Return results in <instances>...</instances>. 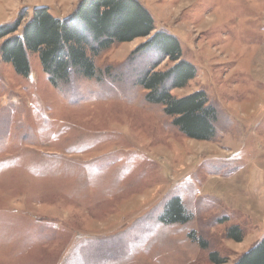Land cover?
<instances>
[{"label": "rangeland", "instance_id": "374dc122", "mask_svg": "<svg viewBox=\"0 0 264 264\" xmlns=\"http://www.w3.org/2000/svg\"><path fill=\"white\" fill-rule=\"evenodd\" d=\"M78 1L0 0V25L21 29L39 7L66 18ZM137 1L150 36H173L194 68L171 95L204 92L215 137L188 139L121 69L148 38L94 58L118 80L58 89L36 55L27 77L0 61V264H213L212 253L233 264L263 238L264 0ZM172 66L165 58L156 71ZM172 198L187 222L161 221Z\"/></svg>", "mask_w": 264, "mask_h": 264}, {"label": "trees", "instance_id": "16d2710c", "mask_svg": "<svg viewBox=\"0 0 264 264\" xmlns=\"http://www.w3.org/2000/svg\"><path fill=\"white\" fill-rule=\"evenodd\" d=\"M19 28V19L0 25V61L9 64L16 75L27 77L28 57L36 55L49 83L58 89L78 78H122L120 71L113 74L114 70L106 69L98 73L94 58L114 43L148 38L137 46L121 69H134L127 74L132 85L145 92L147 103L160 105L165 116L172 119V125L188 139L209 141L215 137L217 112L204 92L181 98L171 95L172 90L184 88L194 78V68L181 59L179 44L173 36L159 31L150 36L153 20L137 0H79L66 18H54L44 7L34 8L30 19ZM149 52L156 54L158 60L143 66L139 56ZM165 58L173 66L164 72L156 71ZM160 218L164 223H185L189 216L180 200L172 198ZM228 237L236 243L242 241L236 227L228 231ZM209 259L213 264L225 263L215 253ZM233 264H264V236Z\"/></svg>", "mask_w": 264, "mask_h": 264}, {"label": "water", "instance_id": "95a60500", "mask_svg": "<svg viewBox=\"0 0 264 264\" xmlns=\"http://www.w3.org/2000/svg\"><path fill=\"white\" fill-rule=\"evenodd\" d=\"M77 4H78V2H77ZM75 8H76V6H75ZM75 8H74V9H75Z\"/></svg>", "mask_w": 264, "mask_h": 264}]
</instances>
